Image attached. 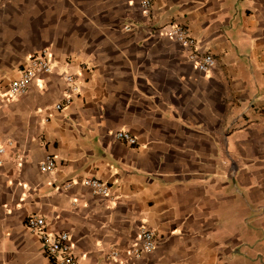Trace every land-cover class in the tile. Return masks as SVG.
I'll return each mask as SVG.
<instances>
[{
  "label": "crops",
  "instance_id": "obj_1",
  "mask_svg": "<svg viewBox=\"0 0 264 264\" xmlns=\"http://www.w3.org/2000/svg\"><path fill=\"white\" fill-rule=\"evenodd\" d=\"M150 3L0 0V264H53L30 215L82 264H264V0ZM169 24L214 57L209 73ZM41 51L53 72L11 96ZM67 72L80 92L59 110ZM46 156L56 167L41 173ZM141 229L157 245L136 257Z\"/></svg>",
  "mask_w": 264,
  "mask_h": 264
},
{
  "label": "built area",
  "instance_id": "obj_2",
  "mask_svg": "<svg viewBox=\"0 0 264 264\" xmlns=\"http://www.w3.org/2000/svg\"><path fill=\"white\" fill-rule=\"evenodd\" d=\"M139 7L143 14L148 15L151 8L150 0H139ZM130 30L129 26L124 27ZM161 32L176 41L187 50V59L195 67V69L202 73H209L215 66L214 57L205 52H200L197 49L195 39L190 35L186 28L175 24L165 25L160 28ZM53 72V65L51 59L46 51L31 56L23 69L19 72L18 78L12 80L9 84V94L11 96H21L27 93L33 79L39 74H49ZM62 79L66 84L64 93V104H58L56 109H62L65 105L71 103L72 98L79 94L80 85L77 76L71 73H63ZM114 138L128 146L135 144V139L125 130H118L114 133ZM3 150L0 149V155ZM41 173H50L55 170L56 164L51 156H46L40 164ZM82 184L89 187L95 194L106 196L109 193V186L107 183L93 178H85ZM71 183H67L64 187L69 188ZM27 231L35 236L41 245L44 255L53 264H82L75 256L73 245L67 233L52 234L47 230L45 219L38 215H30L25 219L24 223ZM140 246L131 252L134 256H139L143 253H150L155 250L157 241L154 233L147 229L140 230ZM108 257L115 259L118 257V252L112 251Z\"/></svg>",
  "mask_w": 264,
  "mask_h": 264
}]
</instances>
